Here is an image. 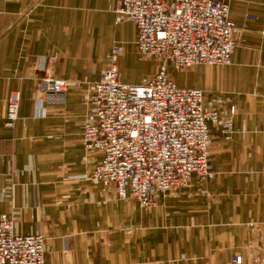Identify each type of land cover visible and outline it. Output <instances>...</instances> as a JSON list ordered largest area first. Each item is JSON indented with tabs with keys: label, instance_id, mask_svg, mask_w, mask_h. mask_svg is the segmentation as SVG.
<instances>
[{
	"label": "crops",
	"instance_id": "1",
	"mask_svg": "<svg viewBox=\"0 0 264 264\" xmlns=\"http://www.w3.org/2000/svg\"><path fill=\"white\" fill-rule=\"evenodd\" d=\"M225 1L238 26L232 62L170 72L205 92L206 109L235 106L233 132L210 122L213 177L144 208L93 180L102 154L83 139L89 85L116 44L122 82L159 69L138 54L135 23L117 21L115 0H0V216L16 212L17 233L45 235L46 264H264V0ZM47 76L82 86L42 110ZM11 95L19 118L8 127Z\"/></svg>",
	"mask_w": 264,
	"mask_h": 264
},
{
	"label": "built area",
	"instance_id": "2",
	"mask_svg": "<svg viewBox=\"0 0 264 264\" xmlns=\"http://www.w3.org/2000/svg\"><path fill=\"white\" fill-rule=\"evenodd\" d=\"M113 11L118 22L135 23L138 54L156 58L160 65L142 82L124 83L119 70L123 46L116 44L101 77L89 85L92 108L85 117L83 139L87 151L102 154L90 170L93 180L113 185L119 198H135L149 208L156 204L158 191H177L195 175L205 182L214 175L210 122L229 138L237 109H206L205 92L179 86L170 66L230 64L238 26L225 0H115ZM44 80L47 87L37 101L42 110L45 102L56 103L70 87L82 86L52 76ZM19 107V96L11 95L6 126L16 124ZM16 214L0 216V264H46L45 235L17 233ZM234 262L242 264V256L236 255Z\"/></svg>",
	"mask_w": 264,
	"mask_h": 264
}]
</instances>
